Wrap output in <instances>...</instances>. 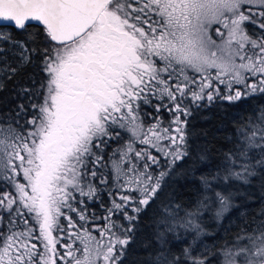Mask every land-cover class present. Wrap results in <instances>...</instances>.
Instances as JSON below:
<instances>
[{"label":"snow or ice","instance_id":"1","mask_svg":"<svg viewBox=\"0 0 264 264\" xmlns=\"http://www.w3.org/2000/svg\"><path fill=\"white\" fill-rule=\"evenodd\" d=\"M0 22V76L35 56L44 73L30 116L24 104L0 116V264H122L134 222L190 155L192 109L264 95V0H0ZM241 120L221 159L199 153L196 198L161 201L148 264H264V205L231 243L201 240L236 182L264 187V105Z\"/></svg>","mask_w":264,"mask_h":264},{"label":"trees","instance_id":"2","mask_svg":"<svg viewBox=\"0 0 264 264\" xmlns=\"http://www.w3.org/2000/svg\"><path fill=\"white\" fill-rule=\"evenodd\" d=\"M247 27L250 33L255 29V26L251 24H248ZM16 38L24 39L19 34H16ZM13 59L9 54L8 61L11 62ZM34 60L35 65H26L13 79L0 76V81H2V86H0V116L9 114L15 116L20 104H24L28 108V115L30 116L33 112L30 104L42 101L43 98L37 96L35 90L39 87L44 73L39 70L41 67L40 57L35 56ZM2 65L3 61H0V67ZM13 66L15 65L13 64ZM24 86L33 89V91L30 94H23L21 88ZM202 103L204 106L193 108L192 115L187 118V130L190 133L189 144L191 145L190 155L177 161L176 174L170 179L169 186L161 199L151 205L145 213L141 214L140 219L134 222L138 224V228L132 236V242L127 248L122 264H148V252L151 251V248H146V245L153 242L151 239L154 228L152 218L154 213L159 212L161 201L166 203L169 198H172L178 204H188L196 198L199 188V175L208 171L207 165L200 161L199 153L206 151L214 162L221 159L222 152L229 147L227 137L234 132L235 125L242 122L241 118L246 121L249 113L257 110L258 106L264 105V95L249 96L233 102L217 98L213 103H208L207 100ZM145 110L149 113L155 112L154 108L147 105H145ZM164 118L170 119L167 112H164ZM165 121L167 120L165 119ZM117 131L122 133L123 139L120 141L122 145L130 138L129 133L120 129ZM117 147V143L112 141L110 147L106 149L107 155H111ZM110 167L109 164V170ZM97 183L99 184V181ZM99 187L98 195L106 203L109 202L107 189L104 185H99ZM9 188H11L10 185ZM3 190L0 188V191ZM232 191L235 206L230 208L222 219L216 218L214 211L206 213L203 217L202 227L209 235L202 236L201 240L210 249L213 245H215V249L221 248L225 241L232 242L245 219L242 214L246 213L249 223L253 217L260 218L257 213L264 205V187L261 186L259 180L254 181L250 186L236 182V187ZM93 207L98 213L103 211L98 203L94 204ZM186 242H191V237H188ZM182 247L183 245H178L176 250L180 251ZM216 264H219L218 260Z\"/></svg>","mask_w":264,"mask_h":264},{"label":"rangeland","instance_id":"3","mask_svg":"<svg viewBox=\"0 0 264 264\" xmlns=\"http://www.w3.org/2000/svg\"><path fill=\"white\" fill-rule=\"evenodd\" d=\"M245 8H247V7H249L248 5H245L244 6ZM214 27H218V26H214ZM212 35L217 39V40H219V38L218 37H216V35H215V32L213 31L212 32ZM183 118V117H182ZM149 121L152 119L151 117H148L147 118ZM164 119H166L167 121L169 120V119H167V118H164ZM167 121H165V122H167ZM128 133V132H127ZM129 136H130V133H129ZM137 147L139 148V147H144V146H141V145H137ZM153 151H155V150H153ZM157 155H159L158 153H156ZM119 158V156L117 157V159ZM161 158H163V157H161ZM161 160H163V159H161ZM18 179L21 181V182H24L23 181V177H22V175L20 176V177H18ZM13 194H15L14 193V190H13ZM97 235H98V233H97ZM62 251V250H61Z\"/></svg>","mask_w":264,"mask_h":264},{"label":"water","instance_id":"4","mask_svg":"<svg viewBox=\"0 0 264 264\" xmlns=\"http://www.w3.org/2000/svg\"><path fill=\"white\" fill-rule=\"evenodd\" d=\"M0 23H2V22H0Z\"/></svg>","mask_w":264,"mask_h":264}]
</instances>
